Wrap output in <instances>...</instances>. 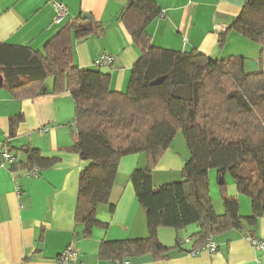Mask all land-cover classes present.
Instances as JSON below:
<instances>
[{"label": "trees", "instance_id": "trees-1", "mask_svg": "<svg viewBox=\"0 0 264 264\" xmlns=\"http://www.w3.org/2000/svg\"><path fill=\"white\" fill-rule=\"evenodd\" d=\"M161 14L156 0H128L123 8L121 20L141 53L124 91L112 90L110 75L99 68L75 64L73 35L81 40L104 31L89 14L90 18L82 13L70 20L43 51L0 42L1 87L16 98L34 97L52 77L53 91H68L74 99L75 144L70 150L89 162L79 180L76 235L90 238L95 228H107L97 214L104 206L110 212L116 209L111 194L121 160L143 153L148 157V165L135 168L130 179L145 212L149 235L102 241L99 259L110 264L146 254L167 259L173 250L182 251L180 236L173 247L168 246L159 237L160 228L179 233L197 224L199 230L191 236L193 252L209 236L229 230L251 227L249 234L254 236L264 214V71L247 72L242 57L219 60L197 50L154 46L147 28ZM230 31L264 47V0L245 1L236 20L220 34L221 46ZM161 77L162 83L153 84ZM179 85H190L191 101L172 97ZM22 120L21 114L11 117L10 139ZM180 131L190 150L181 179L155 186L153 169ZM9 150L24 155L10 165L12 171L40 172L58 162L31 146ZM211 169L217 170L221 183L223 213L216 211L210 195ZM227 173L239 193L251 199L250 216L240 215L238 198L227 192Z\"/></svg>", "mask_w": 264, "mask_h": 264}, {"label": "crops", "instance_id": "crops-1", "mask_svg": "<svg viewBox=\"0 0 264 264\" xmlns=\"http://www.w3.org/2000/svg\"><path fill=\"white\" fill-rule=\"evenodd\" d=\"M245 1L156 0L162 14L150 23L147 31L156 47L173 51L197 50L219 60L242 57L247 72L264 71V47L257 42L230 31L224 45L219 43L220 34L236 20ZM54 2L67 8L68 13L60 23L55 22ZM127 2L0 0V42L43 51L48 41L70 20L82 13L89 14L104 31L81 40L73 35L75 64L81 68H99L110 75L112 90L124 91L132 67L141 54L121 20ZM103 53L113 57L111 64H96ZM20 114L24 120L20 122L16 136L10 139V119ZM74 116L72 95L68 91L54 92L52 77L46 79L40 93L34 97L16 98L0 87V151L31 146L46 157L58 158L54 166L37 174L27 169L12 171L9 165L0 161V264H59V255L70 244L78 250V257L72 264H110L99 259L102 241L149 235L145 212L130 179L135 168L148 165L144 153L138 155L136 164L133 159L120 162L111 194L116 209L110 212L104 206L97 214L99 220L107 223V228H95L90 238L74 233L80 175L89 164L70 150L75 144ZM188 150L184 148L178 152L172 143L153 169L155 186L181 179L184 163L190 156ZM17 157L21 159L24 155L20 152ZM213 181L219 182L216 169L209 172L210 187ZM231 182L229 195L238 198L240 215L250 216L251 199L239 193L233 178ZM251 229L216 234L217 251L202 249L193 253L191 236L199 227L175 231L170 242H163L166 231L160 228L159 237L168 246L173 247L177 235L180 236L182 251L173 250L167 259L156 260L146 254L119 264H264V252L257 251L248 238ZM254 236L264 239V214Z\"/></svg>", "mask_w": 264, "mask_h": 264}, {"label": "built area", "instance_id": "built-area-1", "mask_svg": "<svg viewBox=\"0 0 264 264\" xmlns=\"http://www.w3.org/2000/svg\"><path fill=\"white\" fill-rule=\"evenodd\" d=\"M53 5L55 6L56 11H57L55 22L60 23L62 20H64L66 14L68 13L67 8L59 2H54ZM112 62H113V57L107 53L101 54L96 60V64L100 66L108 65V64H111ZM0 161L10 166V165L17 163L18 157L14 152L10 151L9 149H3L0 151ZM33 173L37 174L38 171L35 169ZM248 238L250 239L252 245L257 251L264 252V239L257 238L254 236H249ZM186 241L187 242L190 241V238L187 239ZM202 249L208 250L210 252L217 251L218 244L214 240L213 236H209L205 244L200 249L193 251V253H196ZM77 257H78L77 248L73 244H70L59 255L58 263L59 264H72V262L75 261Z\"/></svg>", "mask_w": 264, "mask_h": 264}, {"label": "rangeland", "instance_id": "rangeland-1", "mask_svg": "<svg viewBox=\"0 0 264 264\" xmlns=\"http://www.w3.org/2000/svg\"><path fill=\"white\" fill-rule=\"evenodd\" d=\"M173 147L178 152H182V150H184V148L189 149L188 145L186 143L185 137L181 131L176 134V136L174 138V142H173ZM188 151L190 152V150H188ZM138 155L139 154L128 155V156L124 157L123 159H124V161H126V160L129 161L130 159H133V164H136L138 162L137 161L138 157H139ZM214 171H215V169H214ZM225 181H226L227 192L229 193L230 187L232 185V182H231L232 181V175L230 173H227V175L225 177ZM210 195H211V198H212V201H213V204L215 206L216 211L218 213L223 212L224 205H223L222 196H221V183H219V182L215 183V181H213L212 186L210 187ZM187 228L189 229V231H191L192 229H197L198 226H197V224H190L187 226ZM164 229H165L164 231H166V233H164V235L162 237L163 242H170L172 235H176V234H172L175 232V230H173L172 228H164Z\"/></svg>", "mask_w": 264, "mask_h": 264}, {"label": "water", "instance_id": "water-1", "mask_svg": "<svg viewBox=\"0 0 264 264\" xmlns=\"http://www.w3.org/2000/svg\"><path fill=\"white\" fill-rule=\"evenodd\" d=\"M84 18H90L89 15L84 14ZM164 80V77L156 79L153 84H160ZM3 85V77L0 75V87ZM172 97L175 99H181L185 101H191L193 99V92L190 85H179L172 90Z\"/></svg>", "mask_w": 264, "mask_h": 264}]
</instances>
